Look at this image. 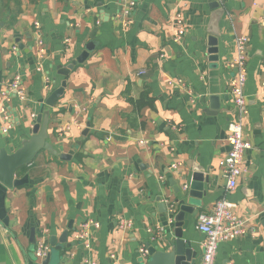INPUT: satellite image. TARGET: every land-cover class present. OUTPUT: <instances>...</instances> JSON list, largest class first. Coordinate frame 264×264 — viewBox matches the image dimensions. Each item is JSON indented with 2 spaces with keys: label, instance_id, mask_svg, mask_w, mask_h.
<instances>
[{
  "label": "crops",
  "instance_id": "crops-1",
  "mask_svg": "<svg viewBox=\"0 0 264 264\" xmlns=\"http://www.w3.org/2000/svg\"><path fill=\"white\" fill-rule=\"evenodd\" d=\"M134 1L127 17L126 0H0V96L16 73L27 95L26 101L12 99L14 123L0 132V149L13 153L32 135L31 115L48 112V142L58 153L41 151L19 170L14 178L27 176L25 184L0 183V264H42L34 256L38 237L45 233L49 246L52 237L59 245L66 231L59 259L49 264H146L140 247L172 239L176 211L168 213L169 204L177 210L176 200H191L185 192L201 170L208 183L195 201L196 214H186L181 228L200 264L205 235L196 217L225 196L219 163L236 119L229 63L238 36L249 40L242 129L250 149L228 200L255 234L221 243L215 264H264V0ZM176 12L186 24L179 42ZM34 23L42 30L43 60ZM213 29L219 34L216 63L207 43ZM87 47L82 63L60 75ZM63 82L62 95L48 107L47 98ZM143 92L152 105L137 109ZM88 222L86 248L74 234Z\"/></svg>",
  "mask_w": 264,
  "mask_h": 264
},
{
  "label": "built area",
  "instance_id": "built-area-1",
  "mask_svg": "<svg viewBox=\"0 0 264 264\" xmlns=\"http://www.w3.org/2000/svg\"><path fill=\"white\" fill-rule=\"evenodd\" d=\"M136 8L134 0H126L123 5V14L127 17ZM174 22V41H181L186 34V24L181 12H176L173 18ZM34 43L38 57L44 58V44L42 41V30L38 23H34ZM249 40L246 36L235 37V58L229 63V67L234 69V76L229 81V95L232 106L235 110L236 119L228 125V135L226 138L228 150L225 156L220 160L219 166L226 179L225 196L215 202L213 209L209 213H199L196 217V229L205 235V241L202 244L203 254L200 264H215V256L218 246L221 243L234 241L242 236L254 235L253 226L248 220L241 219L235 215L231 208V202L228 196L236 189L238 179L245 171L244 153L250 149L249 143L243 134V121L248 114L245 86L247 81V46ZM40 69L37 68V71ZM140 74H144L143 71ZM169 81V84H172ZM13 98L19 101H26V91L22 85L21 76L16 73L6 90L0 96V132L7 134L14 123L13 116L10 112L9 105ZM33 121L36 119L34 114L31 115ZM65 126L60 132L68 130ZM143 144V141L139 142ZM168 213L174 214V203L169 204ZM170 223H172L170 221ZM91 223H85L81 229L74 234V241L84 244L89 248L88 229ZM44 234L40 235L36 241L34 256L38 261L47 258L50 252V246L44 239ZM141 260L146 263L148 251L146 246L142 245L139 250ZM84 264H95L92 261H85Z\"/></svg>",
  "mask_w": 264,
  "mask_h": 264
},
{
  "label": "water",
  "instance_id": "water-1",
  "mask_svg": "<svg viewBox=\"0 0 264 264\" xmlns=\"http://www.w3.org/2000/svg\"><path fill=\"white\" fill-rule=\"evenodd\" d=\"M208 43V54L210 55L209 60L216 63L219 61L218 49H217V38L219 36L216 29L209 31ZM91 49L86 48L85 52L77 58L75 61L71 62L66 68L59 71L60 75L67 76L68 73L77 63H82L86 58L87 53ZM216 67V66H214ZM65 87V82L61 86L54 90L51 95L46 100V105L52 107L56 100L62 95ZM216 102V98L212 97ZM215 98V99H214ZM216 108V107H215ZM214 109V108H213ZM49 121V113L45 112L43 114L37 115L35 119V124L31 129L32 135L21 142V145L13 153L6 152L5 149H0V183L7 188L19 187L27 182V176L21 179L14 178L16 173L23 167L28 166L37 154L41 151H47L48 153L57 156L58 153L52 148L48 142L47 126ZM60 158L67 159V155H61ZM203 183H208V178L204 176L201 170H195L191 178L188 193L185 195L189 202H185L184 196L182 199L176 200L178 206L175 210L174 215V229L172 239L170 241L166 240V243L162 241L161 246H152L147 243L148 259L146 264H194L196 253L191 249V243L183 238L182 223L184 221V216L186 214L194 216L195 212V201L201 200L203 196L202 186ZM180 190L176 191L178 195ZM160 208L163 209V213H166V208L163 203L159 204ZM68 231L63 233L62 239L59 240L61 244L57 245L55 238H51L50 247L51 252L48 254L47 258L42 264H49L51 258L59 259L60 251L64 249L62 246L66 241ZM33 238V234H31ZM53 252L55 255L53 256Z\"/></svg>",
  "mask_w": 264,
  "mask_h": 264
},
{
  "label": "trees",
  "instance_id": "trees-1",
  "mask_svg": "<svg viewBox=\"0 0 264 264\" xmlns=\"http://www.w3.org/2000/svg\"><path fill=\"white\" fill-rule=\"evenodd\" d=\"M151 105H152V99L148 96L147 92H143L135 103L137 109H140L145 106L150 107Z\"/></svg>",
  "mask_w": 264,
  "mask_h": 264
},
{
  "label": "rangeland",
  "instance_id": "rangeland-1",
  "mask_svg": "<svg viewBox=\"0 0 264 264\" xmlns=\"http://www.w3.org/2000/svg\"><path fill=\"white\" fill-rule=\"evenodd\" d=\"M55 255V253L53 252V256ZM141 262H143L142 260H140Z\"/></svg>",
  "mask_w": 264,
  "mask_h": 264
}]
</instances>
